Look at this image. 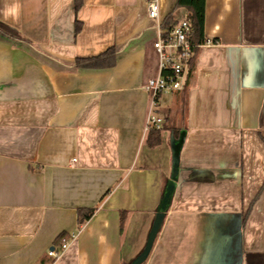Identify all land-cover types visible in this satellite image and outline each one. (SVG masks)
Returning <instances> with one entry per match:
<instances>
[{"label":"crops","instance_id":"1","mask_svg":"<svg viewBox=\"0 0 264 264\" xmlns=\"http://www.w3.org/2000/svg\"><path fill=\"white\" fill-rule=\"evenodd\" d=\"M155 36L144 0H0V264H131L181 133L140 264H264V0H205L183 88L152 108ZM108 49L113 65L76 66Z\"/></svg>","mask_w":264,"mask_h":264},{"label":"built area","instance_id":"2","mask_svg":"<svg viewBox=\"0 0 264 264\" xmlns=\"http://www.w3.org/2000/svg\"><path fill=\"white\" fill-rule=\"evenodd\" d=\"M147 16L155 22L156 36L152 47L157 56V75L143 85L151 98V107L156 105L162 93H173L183 88L186 72L193 55L190 40L193 27L189 15H184L170 27H163L160 21L158 0H144ZM161 119L153 113L148 116L147 127L160 125ZM67 248V241L47 250V256L55 260Z\"/></svg>","mask_w":264,"mask_h":264},{"label":"trees","instance_id":"3","mask_svg":"<svg viewBox=\"0 0 264 264\" xmlns=\"http://www.w3.org/2000/svg\"><path fill=\"white\" fill-rule=\"evenodd\" d=\"M177 8H184L188 11L189 18L191 19L193 33L191 35V42L193 44L192 47V58L190 61V66L192 61L196 55L198 47L204 43V7L205 0H177L176 4ZM176 22H172L171 18L168 17L161 24L163 27H170L174 25ZM115 62L114 58V49H108L106 52L98 55L97 57H93L90 59H77L76 66L82 68H93V67H105L111 66ZM154 136L153 139H151ZM147 142L149 146H155L159 142V131L153 128H150L148 131ZM92 209L87 211L82 216L81 222L90 217L92 213ZM62 238V235L59 237V240Z\"/></svg>","mask_w":264,"mask_h":264},{"label":"water","instance_id":"4","mask_svg":"<svg viewBox=\"0 0 264 264\" xmlns=\"http://www.w3.org/2000/svg\"><path fill=\"white\" fill-rule=\"evenodd\" d=\"M183 139H184V133H181L180 137L178 139L173 140L172 142V168H171L170 180L168 181L164 189L163 196L160 202V206L158 207V210H157L155 219L153 221V225L150 229L145 247L142 253H140V255H138V257H136L132 261L131 264H140L146 258L151 248V245L153 243L156 232L158 231V228L161 224L164 212L166 211L170 203V200H171V197L174 191V187H175V181L177 179L179 154H180Z\"/></svg>","mask_w":264,"mask_h":264},{"label":"rangeland","instance_id":"5","mask_svg":"<svg viewBox=\"0 0 264 264\" xmlns=\"http://www.w3.org/2000/svg\"><path fill=\"white\" fill-rule=\"evenodd\" d=\"M153 54H154V56H155L156 63H157V56H156V53H155L154 49H153Z\"/></svg>","mask_w":264,"mask_h":264}]
</instances>
